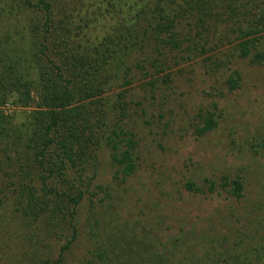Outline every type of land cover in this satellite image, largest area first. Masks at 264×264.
Here are the masks:
<instances>
[{
  "label": "rangeland",
  "instance_id": "374dc122",
  "mask_svg": "<svg viewBox=\"0 0 264 264\" xmlns=\"http://www.w3.org/2000/svg\"><path fill=\"white\" fill-rule=\"evenodd\" d=\"M148 1L43 0L50 6L46 23L40 0H0V73L49 84L39 73L47 66L53 78L49 66L27 58L50 28L53 52L69 45L78 56L100 58L94 81L104 97L92 102L79 88L72 105L81 115L63 118L53 135L76 131L84 149L78 165L67 163L60 173L53 146L42 171L55 174L45 186L22 176L35 197H19L14 177L0 185V264H229L228 257L231 264H264V17L252 24L264 0L242 1L252 16L225 7L221 24L187 14L177 27L180 46L160 41L163 48L123 51L124 28L140 21ZM237 22L252 30L247 57L240 56ZM107 40L112 46L100 47ZM49 54L64 75L65 55ZM36 92L28 105L13 100L0 110L19 121L40 111L48 118ZM119 92L127 103L121 121L114 110ZM208 117L215 126L199 135ZM118 125L134 142L136 167L128 176L106 143ZM223 178L242 181L241 198L227 193Z\"/></svg>",
  "mask_w": 264,
  "mask_h": 264
},
{
  "label": "trees",
  "instance_id": "16d2710c",
  "mask_svg": "<svg viewBox=\"0 0 264 264\" xmlns=\"http://www.w3.org/2000/svg\"><path fill=\"white\" fill-rule=\"evenodd\" d=\"M242 1L243 0H151L145 2L149 5L148 9L141 11L142 14L139 19L141 22L138 21L134 23V25L130 24L129 27L125 26L124 28L125 33H123L121 37L126 42L123 44L122 49L123 51H128V49L131 50L134 48L137 51H141L144 45H152L153 50L155 48H163L169 42L171 45L180 46L184 41L180 39L179 35H181V32L178 31L177 27L183 18H188L186 16L187 14L192 13L195 19H199L201 22L203 21L202 19H205V23L208 22L207 19L215 20V24H221L220 22L222 21L220 20L226 19L225 7L228 8L227 10L230 11L229 13L233 14L236 12L238 14L239 12L235 10L240 9V12L252 16V12L249 11V8L245 9V3ZM247 1L251 4L258 0ZM259 2H261V0H259ZM40 4L42 5L41 9L46 17L45 22L47 23L49 22L50 6L43 2V0H40ZM217 5H222L221 11L216 9ZM175 6H177V8ZM262 7L263 5L261 4L259 8L257 7L256 12L253 13L256 18L254 19L255 23H252L254 27L258 26V24L263 21L264 8ZM241 9L243 10L241 11ZM137 17H139V15ZM238 24L239 22H237L239 35L236 39L241 40L238 43L240 47V56L247 57L250 54L248 45L250 43L249 35H252V30L248 33L249 29H247V26L243 28ZM251 27L252 26H250V28ZM114 30L115 32L117 31L118 34L119 31H122L119 26ZM41 32L39 47L34 53L36 59L31 56L30 59L27 58V61L29 60V63H39V61L42 60L45 62L44 66L46 64L49 66L53 71V78H48L50 73L45 70L47 66H40L39 71L40 75L47 77L45 80L49 84L40 87L39 81L36 86V80L31 79L32 81L29 82L24 81L22 76L18 75L17 72L9 73V75H6L4 72H2L3 74L0 73V105H5L8 101L13 102V100L16 103L28 105L31 100V92L36 89V93L44 102L42 107L48 108V118H46L47 115L44 111H40L36 112L34 116L32 115V120H28V117H26L22 121L16 119L13 114H7L4 110H0V185L5 180H11L14 177V180H12L13 186L16 185L19 190V197H22L23 193L31 191H33L31 195L35 197V186L33 183H27V185L23 183L22 176L28 178V180L34 179L33 182L37 179L38 182L41 183V186H45L47 179L49 180L50 177L55 174L53 170H48V172L42 171L45 170L46 166L45 149L47 150L53 146L59 147V152L54 155L56 159L53 160H56L55 162H58L60 165L61 169H59V172L62 174H65L64 169L68 166L67 163H70L72 165L71 167L74 168L75 165H78V161L82 160L84 149L78 147V135L76 131L73 133L70 132L68 136L62 135L58 140H56L53 135H55L58 128H60L63 118L70 120L73 116L79 117L81 115V112L77 111V108L72 105L77 95L80 93L77 92L79 88L86 97L92 98V102H97L94 97H99L102 93V84L98 81H94L97 77L95 73H97V66L99 65L98 61L100 58L94 57L93 54H89V56H78L72 49L68 48L69 45H66L63 50H56L53 52L56 44H53L54 46L51 44L53 43V37L50 28H46ZM166 32L169 33L166 34ZM160 41L165 42V45H160ZM104 45L112 46V43L107 40L104 41L100 47ZM114 45H116V43ZM49 52H51L52 55L57 52L65 55V58L62 59L64 68L67 69L64 75H72V77L66 78L62 75V68L54 64ZM256 57H260V55ZM22 58V56L19 57V59ZM23 60L26 61V58ZM139 66V63H136V67ZM238 78V75L236 78H230L229 84L231 88L236 87ZM86 84L87 88L84 87ZM116 96L117 100L114 110L121 121L122 117L126 115L127 103L124 100L125 96L123 92H119ZM215 123L213 119L209 117L206 118L205 124L198 129V134L203 135L207 131L212 130ZM37 125H39L38 128H41L40 132L36 131ZM79 141L81 144L87 143V141L84 142V139ZM106 141L112 150V161L120 169L119 172L125 176L132 174L136 167L133 153L134 142L132 138L129 137L128 133L125 134L121 125H118L113 133L107 137ZM120 143L123 144L121 145ZM33 165L40 169L35 170L32 168ZM7 166L13 167L14 171L18 168L22 175L15 172L9 175ZM17 176L21 178L18 179L16 178ZM222 181V187H229L227 193L230 196L237 199L242 197L243 183L240 179L235 178L228 180L227 178H223ZM186 186L189 190L198 191V188H195L192 183H187ZM214 188V183L210 182L208 190L212 192ZM2 191V188H0V192ZM82 195L83 192H77V197L73 202L76 203ZM233 260L235 261V258L228 257L225 263L231 264ZM253 263L254 260L251 262L249 261L247 264Z\"/></svg>",
  "mask_w": 264,
  "mask_h": 264
}]
</instances>
